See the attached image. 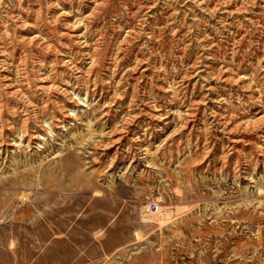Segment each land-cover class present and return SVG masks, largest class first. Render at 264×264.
I'll use <instances>...</instances> for the list:
<instances>
[{"label": "rangeland", "instance_id": "rangeland-1", "mask_svg": "<svg viewBox=\"0 0 264 264\" xmlns=\"http://www.w3.org/2000/svg\"><path fill=\"white\" fill-rule=\"evenodd\" d=\"M0 264H264V0H0Z\"/></svg>", "mask_w": 264, "mask_h": 264}, {"label": "bare ground", "instance_id": "bare-ground-1", "mask_svg": "<svg viewBox=\"0 0 264 264\" xmlns=\"http://www.w3.org/2000/svg\"><path fill=\"white\" fill-rule=\"evenodd\" d=\"M34 138V137H33ZM160 211V210H159ZM161 212H163L164 214H165V216H172L174 213L171 211V210H161ZM160 212V213H161ZM159 213V214H160ZM164 216V215H163ZM148 217H150V219H156L155 217H154V215H149ZM156 220H162L161 218L159 219V218H157Z\"/></svg>", "mask_w": 264, "mask_h": 264}, {"label": "built area", "instance_id": "built-area-1", "mask_svg": "<svg viewBox=\"0 0 264 264\" xmlns=\"http://www.w3.org/2000/svg\"><path fill=\"white\" fill-rule=\"evenodd\" d=\"M149 211L152 212V213H154V212H158V211H159V206H158V204H156V203H151V204L149 205Z\"/></svg>", "mask_w": 264, "mask_h": 264}]
</instances>
